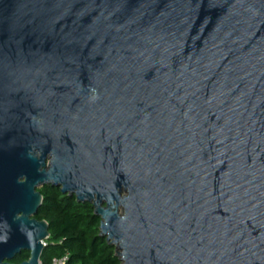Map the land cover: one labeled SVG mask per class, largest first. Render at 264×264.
<instances>
[{"label": "water", "instance_id": "1", "mask_svg": "<svg viewBox=\"0 0 264 264\" xmlns=\"http://www.w3.org/2000/svg\"><path fill=\"white\" fill-rule=\"evenodd\" d=\"M46 185L122 264H264V0H0V264Z\"/></svg>", "mask_w": 264, "mask_h": 264}, {"label": "trees", "instance_id": "2", "mask_svg": "<svg viewBox=\"0 0 264 264\" xmlns=\"http://www.w3.org/2000/svg\"><path fill=\"white\" fill-rule=\"evenodd\" d=\"M44 201L36 218L49 223L50 236L41 256V264H122L115 247L99 235L100 220L88 202H79L75 196L62 194L59 188L44 186L40 189ZM29 258L20 253L14 263Z\"/></svg>", "mask_w": 264, "mask_h": 264}, {"label": "rangeland", "instance_id": "3", "mask_svg": "<svg viewBox=\"0 0 264 264\" xmlns=\"http://www.w3.org/2000/svg\"><path fill=\"white\" fill-rule=\"evenodd\" d=\"M54 264H65V262L63 260H57Z\"/></svg>", "mask_w": 264, "mask_h": 264}, {"label": "flooded vegetation", "instance_id": "4", "mask_svg": "<svg viewBox=\"0 0 264 264\" xmlns=\"http://www.w3.org/2000/svg\"><path fill=\"white\" fill-rule=\"evenodd\" d=\"M46 186H50V185H46ZM43 187H44V186H43ZM43 187H42V188H43Z\"/></svg>", "mask_w": 264, "mask_h": 264}]
</instances>
